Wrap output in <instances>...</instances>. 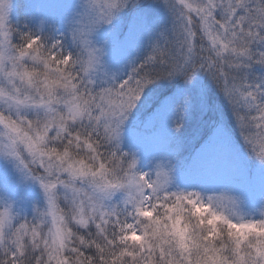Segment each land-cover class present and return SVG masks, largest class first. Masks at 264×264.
Listing matches in <instances>:
<instances>
[{"label": "clouds", "instance_id": "obj_1", "mask_svg": "<svg viewBox=\"0 0 264 264\" xmlns=\"http://www.w3.org/2000/svg\"><path fill=\"white\" fill-rule=\"evenodd\" d=\"M128 2L161 8L170 19L168 30L183 11L181 0ZM16 3L0 0V162L22 182L38 186L44 203L33 208L31 218H22L13 202L0 197V213L7 210V217L0 219V264H9L6 253L14 248V229L22 223L35 227L39 236L36 247L30 238L25 241L20 264H264V196L246 211L244 197L230 190L180 186L171 161L153 157L142 167L138 149L116 148L103 137H92L89 147L83 133L99 103L93 98L107 85L98 83L95 71L85 72L71 29L85 12L103 11L105 0H76L63 35L71 51L64 44L52 53L59 59L71 54L72 59L67 64L48 60V66L33 59L35 52L21 55L24 37L40 30L20 31L11 19ZM238 3L248 26L264 29V0ZM224 39L227 47L217 42L208 46L209 52L219 51L222 62L239 60L232 49H239L243 40ZM48 52L51 48H41L44 57ZM255 67L264 69V64L253 62L248 75ZM246 131L264 135V128H255L254 122ZM246 146L250 159L264 167V159ZM162 172L170 177L166 183L158 175ZM100 221L105 222L103 236L95 227Z\"/></svg>", "mask_w": 264, "mask_h": 264}, {"label": "snow or ice", "instance_id": "obj_2", "mask_svg": "<svg viewBox=\"0 0 264 264\" xmlns=\"http://www.w3.org/2000/svg\"><path fill=\"white\" fill-rule=\"evenodd\" d=\"M181 4L183 11L167 32L154 34L147 16L137 15L123 39H119L113 33L109 34L112 37V51L116 56L124 53L138 55L145 42L150 48L140 62L130 60L131 70L120 78L105 70V46L109 41L106 40L104 45H98L93 37L103 25L111 26L123 12L129 8H137L140 4H130L128 0H105L103 11L95 15L85 12L72 27L71 40L81 53V63L86 65L85 72L95 71L98 83L101 86L107 85L99 96L93 98L94 103L97 100L99 103L96 112L89 116L91 123L83 133L89 138V147H93L90 142L92 137L97 141H101L103 137L116 148H120L127 122L141 103L149 102L146 89L156 81L179 77L187 84L197 73L203 72L218 86L231 106L245 144L264 159V135L250 134L246 131L252 122L255 128H264V78L250 80L248 75L253 62L256 65L264 64V29L253 31L254 26H248L247 17L242 15L238 0H181ZM2 27L3 20L0 16V28ZM0 35L4 33L0 32ZM227 36L232 37L233 43L243 40L239 49H232L233 52H238L240 59L237 61L222 62L219 51L212 55L208 50L209 45L215 47L217 42L227 47L224 39ZM64 40V36L45 34L44 26L41 25L39 33L29 32L24 37L21 55L25 52H35L33 59L44 63L45 66H48V60H52L53 64L57 62L67 64L72 59L71 54L64 59L52 55L57 48L63 49ZM2 43L4 41H0V44ZM41 48L44 51L51 48L47 57L42 55ZM24 75L30 78L32 73L25 72ZM183 112L184 109L181 107L179 109L181 117ZM177 127H180L179 123ZM76 138H80L79 133L76 134ZM214 144L217 151L224 147L225 133L221 127L216 129ZM134 164L133 161L130 167ZM206 164L207 162H202L201 166L204 167ZM158 175L163 176L165 183L170 179L167 172ZM50 205L55 206L52 201ZM6 217L7 210L0 213V219ZM96 219L99 220V217ZM95 227L102 236L106 235L104 221H100ZM14 236V248L6 255L10 256L9 264H20V258L26 255L25 241L30 238L33 247H36L39 233L35 227L22 223L15 227ZM3 243L0 224V246ZM121 255L132 258L135 253L123 252Z\"/></svg>", "mask_w": 264, "mask_h": 264}, {"label": "rangeland", "instance_id": "obj_3", "mask_svg": "<svg viewBox=\"0 0 264 264\" xmlns=\"http://www.w3.org/2000/svg\"><path fill=\"white\" fill-rule=\"evenodd\" d=\"M26 1L34 9L40 27V22L44 21V30L59 24L60 26H56V29L65 31V22L76 9V0ZM16 7L11 15L12 20ZM160 11L163 20L166 13L161 8ZM132 22L102 26L93 37L98 45H104L106 40L109 41L105 46L104 66L106 71L115 74L117 78L127 74L129 61L134 54L114 55L112 37L109 34L113 33L119 39H123ZM153 26L150 28L153 29ZM145 45L148 46L147 42ZM203 89L202 83L194 78L175 97L181 95L180 100L192 103L191 106L198 108V114L201 115L199 107L203 106L201 103ZM174 115L176 116L177 113L167 105L165 110L156 109L146 119L127 122L123 131L122 149L125 151L138 149L142 157V167L153 157L171 161L175 165L176 181L182 187H199L216 191L227 189L244 197L246 211L256 208L260 198L264 196V167L250 159L249 149L241 133L238 134L228 127L215 125L211 121L203 125L198 124L196 128V124H193L191 129H195L197 135L176 134L173 127ZM206 118H210V115ZM218 127L223 128L225 133V144L220 151L216 150L214 144ZM205 160H209L208 166L202 168V162ZM5 196L13 202L14 210L20 212L22 218L33 215V208L43 207L44 203L38 186L31 182H22L10 166L0 162V197Z\"/></svg>", "mask_w": 264, "mask_h": 264}, {"label": "trees", "instance_id": "obj_4", "mask_svg": "<svg viewBox=\"0 0 264 264\" xmlns=\"http://www.w3.org/2000/svg\"><path fill=\"white\" fill-rule=\"evenodd\" d=\"M160 12L161 11L158 6L149 4L147 2H142L137 8H129L123 12L116 20L113 21V25L111 26L127 24L133 21L137 15H145L148 18L149 26L151 27L154 25L152 30L156 33V35H158L160 32H167V30L170 28L169 17L166 14L162 20L163 16H161ZM30 17L32 19H30ZM12 22L15 23L22 32H27L29 30L36 31L41 29L38 20L36 19L34 9L30 7L26 0L18 1ZM56 26L60 25L57 24ZM56 26H53L51 29L44 30L45 34L58 37L63 36L65 31L56 29ZM64 44L68 45L69 50L71 51L70 42L68 40H64ZM149 51L150 48L145 45L139 50L138 55L134 54L133 58L138 63ZM130 70L131 68L128 66L127 71L129 72ZM196 76L197 77L194 78L197 81H200L204 86L202 91L203 100L201 102L203 106L199 107L202 112L201 115L198 114V108L191 106L192 103L189 104L187 101L180 100L181 95L175 97L181 90L185 88L186 85H188V83L186 84L182 78L177 77L171 80H159L150 85L149 88L146 89V94L150 98L149 102L141 103L138 106V109L132 114L128 123L146 119L149 114H152L156 109L165 110L166 106L169 105L171 106L172 111L177 113V115H174L173 117V127L176 131V134L180 133L185 136L197 135V133L194 131L195 129H191L193 124H196V128L198 124L203 125L204 123L211 121V123H215V125L228 127L238 134L241 133V130L236 123L235 117L233 116L232 108L228 104L218 86L206 73L200 72L197 73ZM249 78L250 80L255 78H264V69L259 67L251 69ZM181 107H183V109L186 108L184 109L182 117L179 114V109ZM208 115H210V118H206ZM177 123L180 125L179 131L176 130ZM204 162H207L208 164L209 160H205ZM207 164L204 167H207ZM26 217L31 218L32 215H28Z\"/></svg>", "mask_w": 264, "mask_h": 264}]
</instances>
